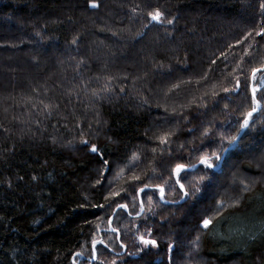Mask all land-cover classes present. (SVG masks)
<instances>
[{
  "label": "trees",
  "instance_id": "obj_1",
  "mask_svg": "<svg viewBox=\"0 0 264 264\" xmlns=\"http://www.w3.org/2000/svg\"><path fill=\"white\" fill-rule=\"evenodd\" d=\"M96 2L98 8L88 0H0V264H72L80 251L77 264H88L93 237L114 248L98 246L104 264H168L169 244L174 264H264V112L254 114L255 130H245L239 148L225 154L219 183L195 204L165 203L151 187L139 197L135 191L168 179L162 161L197 163L220 151L221 135H236L251 110V91L243 84L237 93L223 90L264 64V39L255 37L264 26L261 0ZM157 7L165 22L149 24L147 12ZM248 32L246 42L228 47ZM245 50L250 57L241 64ZM189 171V181L202 175ZM101 173L106 179L97 185ZM242 179L252 183L241 204L201 230L202 215L215 216V200L240 194ZM114 191L115 202L105 201ZM180 195L165 186L168 201ZM99 204L105 208L93 207ZM109 220L127 252L136 251V237L147 238V229L160 248L121 261Z\"/></svg>",
  "mask_w": 264,
  "mask_h": 264
},
{
  "label": "snow or ice",
  "instance_id": "obj_2",
  "mask_svg": "<svg viewBox=\"0 0 264 264\" xmlns=\"http://www.w3.org/2000/svg\"><path fill=\"white\" fill-rule=\"evenodd\" d=\"M88 7L90 8H98L99 4L96 2V0H88ZM135 11V9H134ZM260 16L261 20L260 23L264 25V0H261L260 3ZM147 17L149 20V24L152 22H157L160 24H163L165 22V12L160 9L156 8L153 11L147 12ZM167 24L171 25L174 23V20H167ZM149 25L145 24L144 27L147 28ZM137 36L140 37L142 36V33H137ZM252 33L248 32L246 33L245 37L243 40H237L235 45L229 44V48H234L237 45H242V43L246 42L248 37H251ZM255 37H259L260 39H264V26L260 27L258 31L255 32ZM72 44L77 43V39L73 38L71 41ZM252 46L249 45V48ZM221 56L223 57L224 60H227V56L224 53H221ZM250 57V52L248 50H245L244 55L241 56L240 61L241 64L246 60V58ZM219 59V58H218ZM218 62L217 59H214L211 61L212 65H216ZM241 64L237 65V68H241ZM210 71H214V68L210 66ZM234 72L236 69L233 70ZM257 74H260V79L257 80ZM249 80L251 83H249ZM243 84V87L245 89L250 88L251 91V100H252V107L251 110L248 111L244 116L243 120L241 123H239V128L236 131V135H231L227 138H225L224 135H221L220 138V151L218 152H212L210 155L205 154L201 155L197 161V163H176L174 167H169L168 163L165 161L161 162V177L163 176V172L167 171L168 172V179L163 180L162 184H156V185H151V184H144L142 188L135 189L136 191V196L139 197L141 193H144V190L146 188H155L159 191L160 193V200L164 201L165 203H173V204H179L181 201L187 203L191 201L193 204H195L197 201H199L201 195L208 190L209 188L215 187L219 183V176L221 173H218L216 171L217 167L220 166L221 164H226L227 161L225 159V154L229 153L231 149L234 148H239V146L242 143L243 136L247 135L248 133L245 131L247 129H253L255 130L256 123H255V118L254 114L258 112H264V64H262L260 67H254L251 69V76L250 78L245 75L244 79L241 80L239 76H237L236 81H235V87L232 89H227L225 88L223 91L225 93H237V90L241 88ZM259 94V98H258ZM216 93H213V96H215ZM227 107V105H225ZM223 123H230L228 121H225ZM192 130L189 129V132ZM205 137L210 136V130L206 129L205 132L203 133ZM168 136L169 134H165L164 136L159 138V143L162 146H166L168 144ZM82 144L85 146L88 144L87 140H82ZM184 146L181 145V148ZM198 149H193V151H197ZM90 151L92 153H97L99 149L95 144L91 146ZM153 152L156 151L155 148L152 149ZM169 157H171V152H169ZM133 159L137 160L139 159L136 154H133ZM177 159H183V157H178ZM103 164L105 166V172H111L112 171V164L108 160H104ZM197 164L203 166L202 168H198ZM189 170H195L197 172H201L202 175H200L198 178H196L194 181H189V175L191 174ZM223 169L221 168V172ZM124 172V169L121 168L120 171L117 173V176L121 175ZM153 172H155V169H153ZM20 179H23V177H20ZM33 180H36L37 177L33 176ZM103 179H106V176L104 173H101V180H97V185H101V181ZM132 181H140L141 177L140 176H133ZM264 179V177H262ZM112 182L109 181V184ZM234 183H236L234 181ZM239 188H240V194H234V195H228L225 198L217 199L215 200V206H214V211L216 213L215 216L212 215H202V218H200L198 222V227L201 230H211L212 228L215 227V224L221 220L224 219V209L226 207H231L235 208L238 207L241 202H242V194L249 191L251 188V181H247L246 179L239 180ZM165 186L168 188L173 189L174 191H178L181 193L179 200H172L168 201L165 196ZM155 195V193H153ZM120 192L114 191L111 192L109 196H105L104 199L105 201H112L113 203L115 200L113 198L119 197ZM87 199V198H85ZM135 199V198H134ZM228 200L231 201V203H228ZM148 203H152V197H149ZM109 207L111 206L110 204L108 205ZM79 207L84 208L85 205L81 204ZM93 207H99L101 209L105 208L104 204H99V205H93ZM116 207L123 210L127 211L128 210V205L127 204H116ZM140 208L141 211L144 209V204L143 201L140 203ZM151 211V208L148 209ZM208 211V210H206ZM113 213L115 214V210H113ZM131 215V213H128ZM141 213L137 212L136 215L139 216ZM112 222L109 220V230L115 234V239L119 241V248L121 249L120 252H116V256L121 258V261H123V255H129V256H143L150 252L152 249H159L160 244L156 239H152V230L147 229V238L145 235L141 234L136 237V240L138 243L136 244V251L135 252H127V244H125L123 241L120 240V234H119V229L112 227L111 226ZM139 231V229H137ZM200 240V237L197 236L196 239L192 242V244L198 245V242ZM91 243V252L88 257V264H93V261H96L97 264H104V261L99 259V256L101 254V248L98 246H101L103 250L112 252L114 251V248H110L108 243H105V240L100 238L93 237L92 240L90 241ZM174 244H169L168 245V264H174V258L172 256V253L174 251ZM74 259L72 261V264H77V259L81 256L84 255L83 251L80 252H75L72 254ZM110 264H118L117 259H112L110 261ZM123 264H126V262H123ZM163 264V261L161 262Z\"/></svg>",
  "mask_w": 264,
  "mask_h": 264
}]
</instances>
